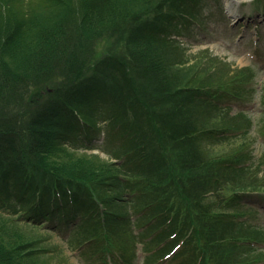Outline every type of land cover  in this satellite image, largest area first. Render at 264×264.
Returning <instances> with one entry per match:
<instances>
[{
  "label": "trees",
  "instance_id": "trees-1",
  "mask_svg": "<svg viewBox=\"0 0 264 264\" xmlns=\"http://www.w3.org/2000/svg\"><path fill=\"white\" fill-rule=\"evenodd\" d=\"M127 1L0 0V264H67L51 246L58 234L68 251L102 261L120 251L110 258L129 264L141 243L151 262L259 264L251 254L264 233L239 220L243 195L264 192L260 169L237 168L252 129L205 128L193 109L206 89L248 82L245 70L232 74L209 50L189 65L170 60L197 0ZM145 39L160 59L145 60ZM115 75L128 81L124 103ZM108 105L125 112L114 128L121 149L118 161L95 164L76 129ZM214 139L241 140L222 155L205 147ZM76 209L84 212L71 225ZM168 216L173 224L162 226Z\"/></svg>",
  "mask_w": 264,
  "mask_h": 264
},
{
  "label": "rangeland",
  "instance_id": "rangeland-1",
  "mask_svg": "<svg viewBox=\"0 0 264 264\" xmlns=\"http://www.w3.org/2000/svg\"><path fill=\"white\" fill-rule=\"evenodd\" d=\"M141 1L142 0H129L127 3L138 8L139 6L137 4H140ZM199 2L200 5L195 9L197 14L192 15L190 18L194 20V23L198 21L201 26L191 23L188 27H185L183 24H179V29H182L180 32L182 36L179 38L181 44L173 45L169 51L167 50L169 55L172 56L173 53V58L170 57V60H173V63L176 62L180 64L179 67L189 65L192 64L193 61L195 62L196 57H199L202 52L209 50V53L221 60V64L226 65V70L232 74H234L235 71L239 72V70H245L247 74L246 80H252V82L246 86V89L250 92L241 90L240 93L237 94L239 99L234 98V95L233 99L231 97H222L223 94L215 93L213 90L207 91L206 89L199 99H193L195 102L193 109L199 118H203V121H198L203 123L202 126H205V128L217 126L216 128L220 129L226 128V125L231 124H238L243 127L244 121L245 126L247 125L252 129L251 133L253 140L249 149L246 148L243 150V155L247 157V161L250 163L256 162L259 158L258 164L261 166H258L255 170L257 172L260 169L263 171L262 173H264V166H262L264 165V160L260 158L261 155L264 154V141H257L259 131L263 129L262 122L264 121V29L262 30L259 28L258 33H256V27L252 19H249L246 24H244L245 22L239 21L235 27H231V22L234 20L237 21L243 16L248 17L250 14H252L256 22L259 21L257 24L264 23V0H199ZM256 5L260 7H256ZM199 10H202V12ZM199 12H201L200 15L203 14L202 18H200ZM227 12H230L232 16L228 17L226 15ZM248 25L249 27L245 29L244 27ZM155 46L158 45H150L146 39L143 44L141 42V44L138 45V47L142 48L143 54L147 55L144 58L148 63L162 57ZM257 49H259L258 53ZM253 53H257L260 61H252L251 55ZM203 56H207L208 58L207 54ZM108 75L109 72L107 73V77ZM125 81L127 80H123V77L118 75H115L114 81L113 79L111 81L113 84L111 88L114 95L123 103L125 96L121 91ZM216 95L219 96L216 97ZM201 99H205L206 103H202L200 101ZM98 102H101L99 97L96 100V103ZM216 105H219L222 109H219ZM204 106H206V110H204ZM224 110L230 111L231 113L226 114L223 112ZM240 112L245 113V115H239L238 113ZM124 117L125 112L122 106H113L110 108V105H108L105 110L102 109L96 113L95 125L89 126L80 124L76 129V136L79 141L77 148L80 153L85 156L87 160L95 164L118 161L116 153H118L121 148L118 140L115 139L114 131H116V129L114 128L118 127L119 120L124 119ZM240 140L241 139L222 140L220 142H211V140H207L204 144L206 148L217 150V153H222L223 155V153H227L225 150L237 149ZM247 161L244 160L243 162ZM237 168L240 170L244 169L241 164L238 165ZM246 168L251 169V165H247ZM101 169L103 168H100V170L98 169V173L102 172ZM247 169L246 171L249 175L248 172L250 171ZM59 183L62 184V182ZM252 187L254 188V185H249L247 189H251ZM151 192L153 191L147 193V197L150 195L153 196ZM70 199L68 193V200ZM240 208L243 214L239 220H247L246 222L253 226L255 231L257 230L264 233V200L259 198L244 199L240 204ZM82 212H84V210L81 211L76 209V217L70 218L74 219L71 225L80 220L79 217L81 216L79 215H81ZM171 217L172 216H168L165 218V220L162 221V226H171L174 222V219L171 220ZM59 221L58 219V222ZM39 223H44L42 225L44 228L50 226V223H46L43 219H41ZM63 225H65V223H63ZM138 227H140L139 224L135 226L134 223H130L132 234L138 235L142 231ZM79 229H76L75 237L72 241L74 246L80 245L77 244L80 242V237L78 236V234H80ZM47 234L50 235L48 232ZM60 237H62L60 234L54 236L53 240H51V246L55 248L58 247L59 251L56 256H58L59 260H65L67 264H124L119 258H117V261L110 258L113 255H117L116 257H118L120 251H113L104 261L97 260L91 251L83 253L82 255L79 254V251L73 254L68 251V244L65 242L63 243ZM140 239L142 238L140 237ZM260 242V245L255 246L256 250L252 252L251 258L254 260L253 257L256 256L261 260L259 264H264V235L260 237ZM59 245H62V247L60 246L61 250ZM148 248L151 249V246L139 243L137 251H133L130 253V258L125 259L129 261V264H169L172 258L161 262H151L149 257L152 251Z\"/></svg>",
  "mask_w": 264,
  "mask_h": 264
}]
</instances>
